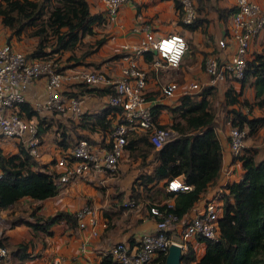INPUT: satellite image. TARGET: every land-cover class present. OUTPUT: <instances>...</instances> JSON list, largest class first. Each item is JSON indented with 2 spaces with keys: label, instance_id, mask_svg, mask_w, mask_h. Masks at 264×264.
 Wrapping results in <instances>:
<instances>
[{
  "label": "trees",
  "instance_id": "obj_1",
  "mask_svg": "<svg viewBox=\"0 0 264 264\" xmlns=\"http://www.w3.org/2000/svg\"><path fill=\"white\" fill-rule=\"evenodd\" d=\"M3 1L4 4H0L1 23L16 35H19L25 27L35 25L36 20L50 6L46 20L40 21L34 27L33 35H37V41L35 46L27 52L30 56L46 55L45 47L49 44L52 45L51 51H60L69 47L71 50V46L80 35L92 32V25L102 22L101 13L89 11L87 0ZM199 3V6L203 5L201 0ZM173 5L178 13L177 21L181 23L178 1L173 0ZM199 6L195 5L196 15L193 20L181 25L192 28L201 21ZM232 9L234 6L221 7L217 9V12L225 17L226 13L229 11L228 14H230ZM47 28L55 34L52 43L45 42ZM10 37L6 38L10 40ZM103 40L104 36L95 38L94 49ZM90 50L91 48L85 49L79 56L82 58ZM120 54L119 51L110 56L115 57ZM151 55V51L142 52L147 62L150 61ZM80 57H76V60ZM70 58L71 56L67 57V60ZM68 63L60 64L59 67L65 68L69 66ZM237 80L241 86L245 81L251 82L253 98L252 100L239 98L240 91L234 92L227 87L224 90V101L226 104L236 106L228 108L225 117L229 119L230 124L244 128L246 136L252 135L264 126V110L259 114H250L254 106L264 109V35L263 44L258 51H252L246 58L243 74ZM92 89V86L84 87V90ZM210 90L211 86H203L197 92L182 93L173 105L150 104L154 125L174 130L173 135L160 145L155 146L149 139L148 132L133 133L124 143V148L133 157L138 156L143 160L149 153L152 155L154 163L150 171L137 175L138 184L145 189V195H149L147 193L149 186L159 184L161 190L156 191L159 192L160 198L155 197L152 203L164 213H174L178 219L182 216L186 217L194 201L218 175L221 146L214 129L215 110L211 109L207 97ZM20 106L26 115L35 113L38 121L37 133L40 134L48 127L44 117L39 116L27 102H22ZM163 107L171 113L170 121L166 123L159 122L157 119L158 112ZM241 107H245L246 110L242 111ZM110 109L114 111V107L107 104L102 109L83 114L82 117L80 115V117L89 119L91 124H97V127L105 131L110 121V118L105 115ZM59 136L58 142L62 145H68L72 140V137L66 138L63 131L59 132ZM74 136L95 142L86 133L74 130ZM232 156L239 160L242 170L240 177L227 182L220 192L222 206L217 218L218 235L216 239L197 236L204 243L203 252L198 257L195 256L194 248L188 241L182 252L180 264H264V156L255 158L251 146H245L239 155ZM49 161L54 162V159ZM0 170V207H7L22 196L41 199L54 194L57 190L55 170L40 164L20 146L14 153L3 154L0 151ZM174 176H179L190 187L181 190L165 189L167 180ZM133 190L131 186V195L137 197L139 192ZM168 197L172 198L169 204L165 200ZM161 199L164 200L161 201ZM36 209L37 205H33L28 214L24 213L33 216L34 221L30 222L33 228L45 231L51 222L59 218H64L68 225H73L76 221L74 212L58 209L51 214L42 215L35 213ZM18 216L13 221L18 219ZM25 255L26 253L22 252V256ZM163 260V253H158L148 264H162ZM98 264H113V262L109 254L104 253Z\"/></svg>",
  "mask_w": 264,
  "mask_h": 264
},
{
  "label": "built area",
  "instance_id": "obj_2",
  "mask_svg": "<svg viewBox=\"0 0 264 264\" xmlns=\"http://www.w3.org/2000/svg\"><path fill=\"white\" fill-rule=\"evenodd\" d=\"M103 5L102 16L112 19L119 5L127 0H100ZM180 8V24L190 23L196 15L194 0H177ZM136 22L131 29L140 34L133 44L123 43L120 49H127L122 56L126 58L115 76L105 75L97 69H79L68 72L60 68L47 55L30 56L21 51L7 38H0V136L11 137L17 147L36 158L41 152V135L37 133L35 113L26 115L20 106L27 102L39 113L46 109L56 112L70 111L76 116L81 114L78 98L65 91L71 82L86 85H108L107 104L114 107L115 119L105 131V143L99 147L84 137L72 136L66 148L53 157V169L56 172L57 190L66 184L81 179L89 174L98 184L106 181V174L114 172L123 155L124 143L133 133L148 132L149 139L155 146L173 135L168 127H156L152 119L150 103L144 96V87L148 69L169 68L176 70L186 48V39L177 30L156 34L141 14L135 16ZM264 31V9L254 0H234V9L229 14L224 34L216 40L217 50L203 58V79H190L183 87L182 93H194L203 86L215 85L221 79H239L244 70L245 60L249 57L250 38ZM227 41L232 42L233 51L228 55L220 53ZM151 51L148 69L140 66L137 56ZM43 75L42 98L27 100V89L32 81ZM177 83L169 79L161 83V96L170 97ZM228 148L232 155H239L245 145V129L230 124ZM1 174V170H0ZM222 186V187H221ZM219 186L213 195L205 199L198 209L184 218H177L174 213L161 211L155 204L147 205V211L154 217L152 230L142 231L137 243L129 246L125 241L112 242L105 253L109 254L113 264H148L158 253H165L170 242H176L182 249L192 237L202 236L216 239L218 235L217 218L221 212L220 192L225 184ZM189 184L179 176L167 180L165 189H187ZM125 206L134 205V200L127 196L121 200ZM169 204V202H168ZM75 226L87 227L90 234L96 232L100 222L96 217L95 207L91 202H83L75 209ZM3 218L0 216V221ZM1 222L2 227H6ZM175 234V235H173ZM175 236V237H174ZM8 249L0 241V264H8Z\"/></svg>",
  "mask_w": 264,
  "mask_h": 264
},
{
  "label": "crops",
  "instance_id": "obj_3",
  "mask_svg": "<svg viewBox=\"0 0 264 264\" xmlns=\"http://www.w3.org/2000/svg\"><path fill=\"white\" fill-rule=\"evenodd\" d=\"M199 1L194 0L196 6H199ZM254 1L264 9V0ZM87 2L90 12L103 13V5L100 0H87ZM201 2L203 5L199 6V16L202 19L192 28H187L177 21L178 13L174 8L173 0H127L122 2L117 8L114 17L106 19L108 21L103 24L105 25L103 29L107 32L106 38L97 46L94 53L103 54L102 56L104 57L103 59L98 57L94 64V69L100 70L109 76H115L119 73L120 66L126 60L122 55L127 52V49H120V45L123 43L133 44L138 38L140 33L132 30L131 26L136 22L135 16L139 13L156 34L177 30L183 34L185 39L186 37L188 38V44L186 40V48L184 50L185 54L183 53L184 56H182L183 58H181L179 66L176 69L178 74V69L182 71L181 78L187 79L181 82L174 79L177 86L170 97L161 96L159 86L171 78L172 73L169 70H173L169 68L148 69V62L143 56L136 57L137 63L148 69L146 85L144 87V96L148 102L150 104H175L178 96L182 94L184 84L188 80L203 79L205 77L203 68L200 66L201 64L203 66L202 59L206 54L216 52V40L225 32L229 19V11L224 17L218 14L217 9L234 6V0H201ZM95 26L97 27V25ZM263 35L264 32L260 31L250 38L248 53L260 49L263 44ZM189 45L193 47L192 51L195 54L193 69L191 71L187 69L191 63L185 59ZM119 51L121 52L120 55L115 57L110 56ZM232 51V42L227 41L225 48L220 54L226 56ZM201 60L202 62L200 63ZM81 63L76 62L75 64L66 66V70L72 72L79 70L81 67L88 69L87 67L90 64ZM183 65L185 66L183 67ZM44 82L45 77L43 75H39L33 80V83L29 87L28 95L26 94L28 101L42 98ZM84 85V83L74 81L67 84L65 89L66 92L78 98L81 117L83 114L92 113L107 106L109 88L108 85H86L87 87L92 86L93 89L84 90V87H86ZM227 87L233 89L234 92L240 91L239 98H246L247 100L253 98V87L250 81H245L241 86L239 80L225 78L211 86L207 97L210 106L215 108L216 124L214 129L221 146L220 166L214 182L208 185L200 197L194 201L186 215L202 206L203 201L213 195V192L217 191L219 186L237 180L241 174L240 162L231 155L227 144L229 124L227 122L228 118L225 115L228 108L236 106L235 104H226L224 101V90ZM214 96H216V99L211 102ZM241 108L242 111L246 110L245 107ZM41 113L44 115L48 130L49 128L55 130L56 127L53 125H59V132L63 131L66 138H69L68 136L72 137L73 133L71 130L73 129V132L75 130L86 133L88 137L95 140L93 144L99 147L106 145V130L102 131L100 127H97V124H91L89 119H81L80 115L76 116L70 111L56 112L42 109L38 113L39 116H41ZM105 117L110 118L109 125H111L115 119L114 111L110 109V111L106 112ZM170 118L171 113L167 108L163 107L159 110L157 115L159 122H169ZM47 128L40 134L41 138L43 137V142H41V152L35 159L40 164H45L48 168L53 163V161L50 162L49 160L68 145H62L58 142L60 136L54 139L53 130L48 132ZM260 128L257 130L259 135L262 130ZM261 135L264 136V133ZM245 145L250 146L247 141H245ZM252 146L255 158L264 156V150L258 152L255 146ZM17 150L18 147L14 139L0 136L1 153L10 154ZM153 163L154 160L152 161ZM108 180L109 177H106V181L103 184H98L94 180V177L89 174L66 184L50 196L41 199H31L28 196L19 198L29 202L26 206L29 209L33 205H37L35 213L42 215L51 214L58 209L74 212L83 202H91L95 207L96 217L100 225L96 226L94 234H90L87 227H76V221L73 225H68L64 218H59L51 222L44 231L39 228H33L30 225V222L34 221L32 215L20 214L18 219L16 218L12 224H8L5 228L2 227L1 229L2 235L0 241L8 249L10 264H98L99 259L112 242L122 240L129 246L137 243L139 234L142 231L153 229L154 217L148 213L147 205L155 201V195L149 193V195L140 196L141 194L139 193L135 197L134 195H130L132 194L130 188L126 186L123 188L109 186ZM128 195L134 200L135 204L132 206L121 204V200ZM163 200L161 199V201ZM165 200L169 203L172 202V198L169 197ZM3 208L0 207V214H2ZM189 243L194 248L195 256H200L204 248L203 241L197 237H192ZM22 252L26 253V255L22 256Z\"/></svg>",
  "mask_w": 264,
  "mask_h": 264
},
{
  "label": "rangeland",
  "instance_id": "obj_4",
  "mask_svg": "<svg viewBox=\"0 0 264 264\" xmlns=\"http://www.w3.org/2000/svg\"><path fill=\"white\" fill-rule=\"evenodd\" d=\"M0 4L3 5L4 1L0 0ZM48 9H50V6H48L47 9L45 10V12L36 20L35 25L25 27L23 29V31L21 33H19V35L12 34L11 30L7 26L3 25L1 23V20H0V38L3 39V38H6L7 36H11L10 41L12 42V44L14 46H16L21 51L29 52L35 46V43L37 41V37H36L37 35H33L34 27L40 21L44 22L46 20ZM102 14H104V13H102ZM107 21L108 20H106L102 16V22L99 24H96L97 27L96 26L94 27V25H92L93 26L92 32L84 33L83 35H80L78 37V39L75 41V43L71 46V50H69V48H70L69 47L68 49H64V50H60V51L59 50L58 51H54V50L51 51L52 45H50V44L47 45L45 47V50L47 51L46 55L48 57H51L53 60H55L57 63H60L61 65L65 62H67V63L69 62L68 64L72 65V64H75L76 62L79 61V62H82L81 64H88V65L90 64L89 67H87L88 69H94V64L97 61L98 57H100L101 59H103V57H104V56H102L103 54L94 53V50H96V49H94V39L99 37V36H104V39L106 38L107 32L103 29L105 26L103 24L106 23ZM262 32H264V31H262ZM54 37H55V34L52 32V30L50 28H47V35H46L45 42L52 43V41L54 40ZM186 40H187V44H188V38L187 37H186ZM88 48H91V50L81 58L80 57L81 52L84 51L85 49H88ZM192 48L193 47L189 45L188 50H187L186 55H185V57H186L185 59H187L191 63L190 67L187 68V66H186V68L189 71H191L193 69V60L195 58V54H194V51H192ZM184 54L182 56H184ZM70 56H71V58L67 60V57H70ZM76 57H80V59L76 60ZM109 58H111V57H109ZM107 59H108V57H107ZM202 60L200 61V63L202 62ZM70 62H72V63H70ZM184 66L185 65H183V67ZM200 66H201V68H203L202 64ZM83 68L84 67H81L79 69H83ZM178 71H179V74L177 73V70H173V71L169 70V72L172 73V76L170 79H173V80L176 79L178 82H181L184 79H187V78H184V79L181 78L182 71L180 69H178ZM32 83H33V81H32ZM31 84H30V86H31ZM28 90H29V88L27 89V95H28ZM43 93H44V91H43ZM194 95H196V93ZM214 97L212 98L211 102H213V100L216 99V96H214ZM250 100H252V99H250ZM210 107L212 110H215V108H213L212 106H210ZM263 110L264 109H260L257 106H254L253 110L250 112V114H259ZM40 111H42V110L40 109L39 113H40ZM41 116L44 117V115L42 113H41ZM49 119H51V121H53L52 118L49 117ZM53 126L56 127L55 130H53L52 128H49V130L47 128V130H48V132H51L53 130L52 133H53L54 139H55V137L56 138L59 137L58 132L60 130V126L59 125H53ZM70 129H72V128H70ZM260 129H262L260 132V135L257 132L255 134L247 135V136L244 134V140L247 141L248 145H250L251 147H253L252 145H254L255 149L258 152L264 150V143H263L264 142L263 141L264 136L261 135L264 133L263 132L264 127L263 128L261 127ZM72 130H71V132L73 133L72 136H74V132ZM68 137L71 138L70 136H68ZM41 142H43V137L41 138ZM152 161H153V157H151L150 153L146 156L145 159L141 160L140 158H138V156L137 157L131 156L129 154V152L125 149L123 155L119 159L117 167L115 168L116 170L112 173L106 174L109 177V180H108L109 183L108 182L107 183L109 184V186H113V187L115 186L116 188L117 187L123 188L124 186H126L127 188H130V191H131V186H132L134 189L133 191H138L141 194L140 196L145 195V193H146L145 189L142 188V186H140L138 184L139 178L137 177V175L142 173V172H148V170L151 169L150 167H152ZM52 165H53V163L50 164L48 166V168L53 167ZM157 189L159 191L161 190L160 185L159 184H153L147 188V193H150L151 195H155L156 198H160V194H159V192H157L158 191ZM157 193H158V195H157ZM130 195H128V196L131 197ZM28 203L29 202L27 200L17 199L16 201H14L9 206L4 207L1 211L2 214H0V216L3 218L0 221V227H1L2 221L5 222L4 223L5 226L7 224L10 225L17 215H20V214L24 215V213L28 214V212L30 210L28 207H26ZM23 205H25L24 208H23ZM8 264H10L9 253H8Z\"/></svg>",
  "mask_w": 264,
  "mask_h": 264
},
{
  "label": "water",
  "instance_id": "obj_5",
  "mask_svg": "<svg viewBox=\"0 0 264 264\" xmlns=\"http://www.w3.org/2000/svg\"><path fill=\"white\" fill-rule=\"evenodd\" d=\"M182 252L183 249L180 244L170 242L164 253V260L162 264H180Z\"/></svg>",
  "mask_w": 264,
  "mask_h": 264
}]
</instances>
